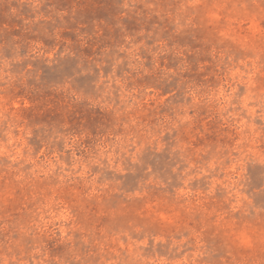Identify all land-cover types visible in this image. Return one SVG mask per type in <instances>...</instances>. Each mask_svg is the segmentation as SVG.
I'll return each mask as SVG.
<instances>
[{"label":"rangeland","instance_id":"rangeland-1","mask_svg":"<svg viewBox=\"0 0 264 264\" xmlns=\"http://www.w3.org/2000/svg\"><path fill=\"white\" fill-rule=\"evenodd\" d=\"M0 264H264V0H0Z\"/></svg>","mask_w":264,"mask_h":264}]
</instances>
